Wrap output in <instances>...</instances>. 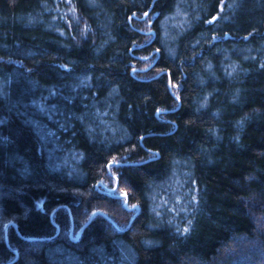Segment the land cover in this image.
<instances>
[{
    "label": "trees",
    "instance_id": "trees-1",
    "mask_svg": "<svg viewBox=\"0 0 264 264\" xmlns=\"http://www.w3.org/2000/svg\"><path fill=\"white\" fill-rule=\"evenodd\" d=\"M0 264H264V0H0Z\"/></svg>",
    "mask_w": 264,
    "mask_h": 264
},
{
    "label": "water",
    "instance_id": "water-1",
    "mask_svg": "<svg viewBox=\"0 0 264 264\" xmlns=\"http://www.w3.org/2000/svg\"><path fill=\"white\" fill-rule=\"evenodd\" d=\"M122 198H124V197H122ZM124 207H127V203L124 204ZM90 220H89V222H90ZM89 222L80 229V231L76 235V238L79 237V235L81 234V232L83 231V229L89 224Z\"/></svg>",
    "mask_w": 264,
    "mask_h": 264
},
{
    "label": "bare ground",
    "instance_id": "bare-ground-1",
    "mask_svg": "<svg viewBox=\"0 0 264 264\" xmlns=\"http://www.w3.org/2000/svg\"><path fill=\"white\" fill-rule=\"evenodd\" d=\"M5 228H7V227H5Z\"/></svg>",
    "mask_w": 264,
    "mask_h": 264
}]
</instances>
